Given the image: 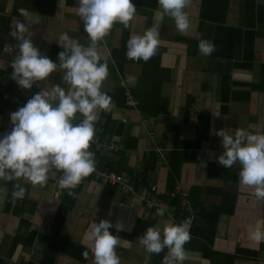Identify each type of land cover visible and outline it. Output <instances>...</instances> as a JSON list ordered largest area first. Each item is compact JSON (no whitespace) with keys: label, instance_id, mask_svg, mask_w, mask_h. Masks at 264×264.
Segmentation results:
<instances>
[{"label":"crops","instance_id":"obj_1","mask_svg":"<svg viewBox=\"0 0 264 264\" xmlns=\"http://www.w3.org/2000/svg\"><path fill=\"white\" fill-rule=\"evenodd\" d=\"M132 3L137 13L130 27L116 23L98 45L101 62L106 60L109 69L102 91L112 97L115 107L101 111L95 127L96 133L121 140L131 151L132 155L122 151L109 158L118 159L122 153L126 167L138 169L135 195L101 183L92 174L72 190L74 196L61 189L57 198L52 190L60 171L53 170L44 187L0 180V264H38L47 246L57 250L51 264H94L87 235L102 219L111 221V233L131 243L117 247L120 264H162L168 250L149 254L138 238L149 226L179 224L177 214L184 221L185 212L178 208L180 191L188 194L194 213L183 264H264V243L257 248L245 228L264 218V200H257L251 195L254 189L240 183L239 164L226 168L218 162L224 148L216 135L220 129L231 133L238 127L264 133V0H191L185 9L188 32L179 33L174 20L164 15L161 43L147 62L127 58V41L131 35H142L162 10L158 0ZM78 6L79 0H64L61 6L60 0H0L4 82L11 77V62L19 52V42L9 33L16 21L25 22L21 8L39 21L30 27L34 46L57 63V71L28 92L15 80L5 82L25 102L44 87L67 88L59 67L58 54L65 43L60 37L67 33L73 42L90 44ZM201 40L215 44L211 55L200 53ZM121 81L138 100L136 107L122 99ZM20 107L0 97V138L11 132L10 114ZM80 119L77 114L75 122ZM150 119L153 134L148 133ZM170 171H176L171 182ZM17 182L27 190L22 200L12 197ZM149 183L170 204L163 216L155 215L156 207L145 205L147 197L155 196ZM177 186L178 194L171 197ZM62 199L69 200L70 207L60 231L53 233L51 225ZM84 251H89L87 259Z\"/></svg>","mask_w":264,"mask_h":264},{"label":"clouds","instance_id":"obj_2","mask_svg":"<svg viewBox=\"0 0 264 264\" xmlns=\"http://www.w3.org/2000/svg\"><path fill=\"white\" fill-rule=\"evenodd\" d=\"M64 0H60V6ZM191 0H158L162 12L156 13L155 23L142 35H131L127 41L126 56L130 60L149 61L156 53L161 40L159 28L164 15L171 17L176 29L186 34L190 19L185 9ZM137 13L132 0H79L78 16L84 22V29L90 39L85 47L73 42L67 33L59 52V67L64 70L62 80L67 88L59 84L44 87L35 93L17 111L10 114L13 128L0 138V180L24 181L44 187L53 170L62 172L58 180L61 189H67L70 196L84 178L96 170L94 154L89 150L96 134V122L101 111L109 112L115 104L112 97L102 91L109 76L108 63L101 62L98 45L109 35L116 23L129 28ZM25 22L16 21L9 33L19 42V52L11 62V78L26 90L34 84L46 81L57 71V63L40 53L32 42L30 27L39 23L30 13L19 9ZM198 49L205 56L215 51L210 40H201ZM80 114L82 119L74 123ZM223 153L218 162L226 168L239 164V179L244 186L254 189L251 193L257 200H264V133H251L243 128L233 132L220 129ZM26 188L14 184L12 197L22 200ZM163 208H157L155 215L163 216ZM111 221L102 219L94 223L87 235L91 242L90 251L94 264H120L117 247L127 248L130 242L109 231ZM191 224L149 226L138 238L139 244L149 254H160L167 249L162 264H183L187 259L184 245L191 240ZM248 239L258 248L264 243V218L245 226ZM119 231V228H117ZM89 257V251L82 253Z\"/></svg>","mask_w":264,"mask_h":264},{"label":"built area","instance_id":"obj_3","mask_svg":"<svg viewBox=\"0 0 264 264\" xmlns=\"http://www.w3.org/2000/svg\"><path fill=\"white\" fill-rule=\"evenodd\" d=\"M3 75L0 74V91L1 97L5 100L10 101L11 103H20L23 106L27 103L20 97L19 93L15 90H11L10 87L4 84ZM121 86L123 87V95L125 99V103L128 106L136 107L138 104V100L132 94L131 90L126 86V84L121 81ZM74 123H76L74 121ZM153 126L154 121L150 119L148 122L147 128H149V134H153ZM90 147V151L94 154V158L97 152L102 153L106 157H111L113 154H117L119 152H125L127 155H132L131 151L124 145L121 140H117L109 135L99 136L97 133L95 134L94 141L92 142ZM156 150L160 151V148H156ZM137 154V153H136ZM94 179L100 181L101 183H109L115 185L119 190H121L126 195H135L136 192V184L139 179L138 169L134 168L132 172H118L114 169H110L108 167H101L96 165L95 172L92 173ZM62 172L58 174L53 182V196L55 198L59 197L61 193V188L58 186V180L61 178ZM179 186H177L176 190L170 192V196H176L179 192ZM148 190L155 193L153 198L147 197L145 200V205L148 208L156 207L163 208L166 212L170 204L167 200L163 199L156 188V185L153 183L148 184ZM180 194L183 196L181 201L179 202L178 208L185 212L184 221L190 222L193 217V210L190 208L187 200V193L184 194L183 191H180ZM185 196V198H184Z\"/></svg>","mask_w":264,"mask_h":264},{"label":"trees","instance_id":"obj_4","mask_svg":"<svg viewBox=\"0 0 264 264\" xmlns=\"http://www.w3.org/2000/svg\"><path fill=\"white\" fill-rule=\"evenodd\" d=\"M13 81L14 80L10 76L6 77V79H5V82L7 84L11 83ZM34 86H35V84L33 85V87ZM27 92H28V90H27ZM120 94H121L122 99L124 100L123 90L122 89L120 90ZM0 97H1V91H0ZM27 97H28V95H26L24 98L27 99ZM79 122H77V123H79ZM98 135L102 136V135H105V134L99 132ZM91 146H93V145L91 144ZM156 148H158V147H154L153 150L156 153L157 152L159 153L160 151L156 150ZM122 153H120L121 155H120V157L118 159H110V158L104 156L102 153L97 152V154L95 156L96 165L97 166H101V167H108V168L114 169V170H116L118 172H132L130 169H128L126 167L125 161H124V156H123ZM149 153H150L149 157H151L153 155V152H149ZM174 173L176 174V171H170L169 172V174H168V181L169 182L173 181V179H174L173 178V174ZM68 202H69V200L62 199L60 205L58 206V208L56 210V213H55L52 225H51V230H52L53 233L59 232L61 227H62V225H63V222L65 220L66 214H67L68 209L70 207ZM176 218L178 219V223H181L183 221L182 216H180L179 214L176 215ZM212 228L214 229V225H213ZM56 252H57V250L54 251L53 248H50L49 246H47V248H46V250L44 252V255L42 257V260L38 264H46V263L48 264V262H49V264L53 263V258H54L53 255H55Z\"/></svg>","mask_w":264,"mask_h":264}]
</instances>
